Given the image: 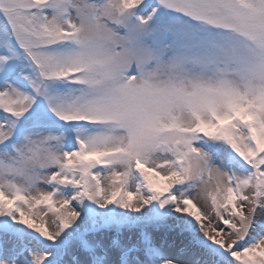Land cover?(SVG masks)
Listing matches in <instances>:
<instances>
[{
	"label": "snow or ice",
	"instance_id": "6c2138e0",
	"mask_svg": "<svg viewBox=\"0 0 264 264\" xmlns=\"http://www.w3.org/2000/svg\"><path fill=\"white\" fill-rule=\"evenodd\" d=\"M0 264H264V0H0Z\"/></svg>",
	"mask_w": 264,
	"mask_h": 264
}]
</instances>
